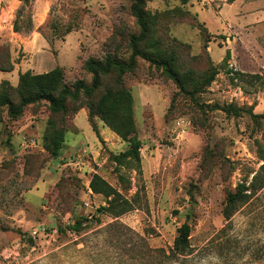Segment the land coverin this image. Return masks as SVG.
I'll return each instance as SVG.
<instances>
[{
	"label": "rangeland",
	"instance_id": "obj_1",
	"mask_svg": "<svg viewBox=\"0 0 264 264\" xmlns=\"http://www.w3.org/2000/svg\"><path fill=\"white\" fill-rule=\"evenodd\" d=\"M23 2L0 0V47L9 51L11 67L8 61L5 66L13 68L0 72V93L4 84L14 102L19 99L10 89L18 88L20 75L45 74L54 60L69 87L91 84L85 70L89 60L129 62L131 38L140 34L132 0H30L18 18ZM227 2L145 3L151 32L140 48L166 58L181 87L137 59L133 71L102 77L92 100L82 95L69 101L64 113L52 114L46 102L27 107L19 120L0 110V264H178L163 254L170 253L184 224L191 226L197 251L215 244L227 226L222 215L227 195L252 180L264 148L263 119L221 111L264 114V37L256 40L238 22L243 14L264 11V0H239L242 9L230 20L221 14ZM17 19L22 33H15ZM224 21H232L228 30ZM224 38L234 42L238 69L224 63ZM228 70L260 77L231 83ZM88 102L110 122L117 123L119 115L132 117L143 146L141 175L125 163L117 165L115 158L128 145L104 132L100 117L94 118L97 138ZM59 132L65 139L53 159L52 141ZM95 176L128 200L131 211L118 219L101 213L108 200L93 193ZM260 201L232 219L225 246L233 255L256 242L264 253V196ZM78 218L89 222L82 233L59 234ZM217 245L210 250L217 251ZM249 262L246 256L227 263L207 254L197 264Z\"/></svg>",
	"mask_w": 264,
	"mask_h": 264
},
{
	"label": "trees",
	"instance_id": "obj_2",
	"mask_svg": "<svg viewBox=\"0 0 264 264\" xmlns=\"http://www.w3.org/2000/svg\"><path fill=\"white\" fill-rule=\"evenodd\" d=\"M149 0H132L131 12L135 17L137 24L140 28V34L131 38L132 54L129 62H122L117 59L107 58L104 62L89 60L85 64V70L92 75L91 84H87L84 81H78L73 86L69 87L64 83V74L60 68L55 70L34 75L31 72L20 75L19 85L16 90L10 89L14 92L19 101L14 102L11 98V92L7 91L4 84L1 86L0 93V110L6 109L7 116L11 120H19L25 113V109L29 106L46 102L49 105V110L52 114L64 113L68 110L69 101H80L82 95L89 101L95 96L98 90L101 88L102 77L115 73L125 74L133 71L137 65V59H142L145 62L151 64L157 69L163 70V72L174 81L179 87H181L180 78L172 67L171 63L164 57L154 55L141 50L140 45L148 39L151 32V24L148 14L145 12V3ZM236 0H228V4L231 5ZM30 0H24L23 7L18 12V18L22 17L23 13L29 9ZM182 5H187L189 0H180ZM15 33H22L19 27L18 19L14 23ZM225 39V38H224ZM231 59V54L228 51L224 60L225 65H228ZM9 62L8 67H11L9 51L0 47V72H10L13 68H8L6 65ZM6 62V63H5ZM227 75L230 78L231 83H235L239 79L252 78L258 79L257 75H246L241 72H234L232 70L227 71ZM216 77V73H212L209 80L213 82ZM6 85V84H5ZM98 108V107H97ZM92 102H88L85 109L88 111V117L93 132L97 138L101 140L100 133L96 124L94 123L95 117H100L105 123L106 127L121 140L128 145V149L120 156L116 157V163L119 167H122L124 163L131 166L138 175L142 174V142L138 139L134 122L131 116H117L118 122H110V120L97 110ZM225 114L232 115L234 117H241L243 114L251 116L253 119H263V115H255L250 110H244L241 108H227L221 109ZM65 135L63 132H59L56 138L52 141L51 155L53 159H58L60 151L64 143ZM258 158L262 162V165L258 172H256L252 180L242 182L238 185L235 192L229 193L226 197L225 206L222 212L223 218L227 224L223 228L217 239L215 240V247L217 243V251H211L214 247L206 248L205 250L197 251L191 245V226L184 224L178 233V237L174 242L173 248L170 253L163 254L167 260L172 263L178 264H197L198 260L205 257L207 254H212L213 257H221L227 263L241 260L243 256H246L250 262L248 264H264V253L258 248L257 242L252 243L249 247L242 252L234 253L225 244H229L230 240L226 242L228 229L232 227V219L243 209L247 207H254L260 199L264 196V148H259ZM91 189L94 194L103 195L108 200V207L101 209V213H106L115 219L122 217L130 212L131 205L120 193L106 184L100 177L95 176ZM100 223L99 219H95ZM89 223L87 219L78 218V220L72 225L66 228H60L59 234H66L72 232L75 234L82 233L84 225ZM251 228H255L254 224H251ZM250 239V237L248 238ZM225 240V243H224ZM32 242V240H30ZM224 244V245H223ZM211 249V250H210ZM212 252V253H211ZM220 253V254H218ZM231 257V258H230Z\"/></svg>",
	"mask_w": 264,
	"mask_h": 264
},
{
	"label": "crops",
	"instance_id": "obj_3",
	"mask_svg": "<svg viewBox=\"0 0 264 264\" xmlns=\"http://www.w3.org/2000/svg\"><path fill=\"white\" fill-rule=\"evenodd\" d=\"M249 6H250L249 4H248V6L246 5L244 7V9H247V7H249ZM241 9H242V6H240L239 0H236L233 4L226 5V7L221 11V14H222L223 18H227V19L230 20L231 17H234L236 14L240 13ZM239 20H240V21H238L239 25H241V28H243L245 33L253 36L254 38H256V40H259V38L264 37V11L251 13V14H243L239 18ZM231 22L232 21H230V22L224 21V27H226L227 30H228V26H231ZM225 35H227V33ZM226 40H227L226 43H227L228 47H225V48L231 54V59H230L229 62H231L236 67V69H238V66L241 67L240 66L241 65V61L234 55L233 52H231L234 42L231 40V38H227ZM260 61H261L260 63L264 64V58L262 60H260ZM255 66L257 68L259 67L257 64ZM57 67H58V64H56L55 60H54V65H52L50 67V70L43 71V72L44 73H48L49 71L55 70ZM262 67H264V65H262ZM27 72H29V70H27ZM83 111L80 112V115L85 113ZM108 130L109 129L107 127H105V129H103L104 132H106Z\"/></svg>",
	"mask_w": 264,
	"mask_h": 264
}]
</instances>
